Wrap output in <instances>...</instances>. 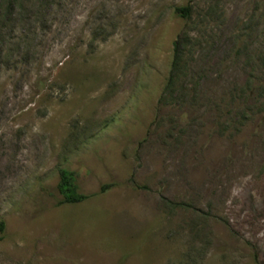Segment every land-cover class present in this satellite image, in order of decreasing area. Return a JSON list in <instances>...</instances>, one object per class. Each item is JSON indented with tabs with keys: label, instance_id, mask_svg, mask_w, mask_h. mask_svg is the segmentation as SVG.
<instances>
[{
	"label": "rangeland",
	"instance_id": "374dc122",
	"mask_svg": "<svg viewBox=\"0 0 264 264\" xmlns=\"http://www.w3.org/2000/svg\"><path fill=\"white\" fill-rule=\"evenodd\" d=\"M263 58L264 0H0V264H264Z\"/></svg>",
	"mask_w": 264,
	"mask_h": 264
},
{
	"label": "trees",
	"instance_id": "16d2710c",
	"mask_svg": "<svg viewBox=\"0 0 264 264\" xmlns=\"http://www.w3.org/2000/svg\"><path fill=\"white\" fill-rule=\"evenodd\" d=\"M175 12L181 18L189 20L192 12L191 2H188L184 6L176 7ZM197 46L201 47L202 42L187 26L176 36L172 43V57L169 65L168 77L159 98V105L167 104L172 95H174L176 83H178L181 77L186 76L188 73L190 60H193L192 55L194 51L192 49L200 48ZM232 51L235 56L245 55L247 62L250 61L251 55L247 51V48L234 46ZM261 62L264 63V58ZM262 66H264V64ZM201 72L202 71L198 70H196V72L193 71L192 76L200 77ZM252 84L251 78L245 81L242 90L246 89L248 92L245 94L243 104L247 105L246 109H251L253 107L264 111V76L262 79L257 80L252 88H250L249 86ZM102 190L103 188L101 191ZM57 191L61 197L59 203L77 204L89 197L79 192L75 173L63 167L58 168ZM0 230H3V222H0Z\"/></svg>",
	"mask_w": 264,
	"mask_h": 264
}]
</instances>
